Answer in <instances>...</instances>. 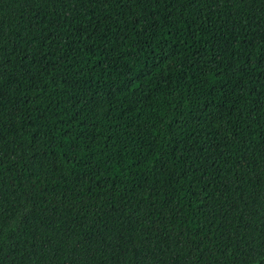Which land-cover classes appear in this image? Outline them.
Masks as SVG:
<instances>
[{"label":"trees","instance_id":"16d2710c","mask_svg":"<svg viewBox=\"0 0 264 264\" xmlns=\"http://www.w3.org/2000/svg\"><path fill=\"white\" fill-rule=\"evenodd\" d=\"M0 264H264V0H0Z\"/></svg>","mask_w":264,"mask_h":264}]
</instances>
